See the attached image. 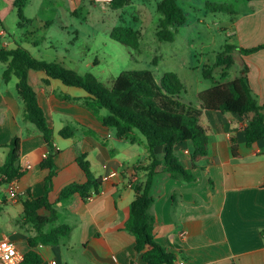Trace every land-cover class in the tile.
I'll list each match as a JSON object with an SVG mask.
<instances>
[{"label":"crops","instance_id":"0c3cea01","mask_svg":"<svg viewBox=\"0 0 264 264\" xmlns=\"http://www.w3.org/2000/svg\"><path fill=\"white\" fill-rule=\"evenodd\" d=\"M245 1L249 7L258 8L246 18L257 14L264 24V0ZM160 2L132 0L121 10L138 8L139 14L146 16L149 8ZM5 5L0 0V13ZM90 6L111 9L94 0H25L24 13L39 23L51 14L61 30L70 32L69 18L82 17L83 10ZM50 23L53 27L54 23ZM5 34L4 28L0 29L3 39ZM228 35L237 38L238 45H233L239 48L264 44L263 28L244 37L239 22L233 23ZM3 43L8 49L19 46L15 42V47H10L7 39ZM24 48L33 55L32 49ZM235 55L248 66L253 94L264 105V49L250 55L237 51L234 58ZM0 64V167L7 156L6 145L18 136L19 166L24 171L19 180L0 187V241L14 242L25 255L31 249L29 239L38 234L25 220L23 204L29 197L45 194L50 171L41 164L49 147L39 129L23 117L18 79L12 77L5 83L2 74L6 65ZM38 76L49 80L39 88L38 101L54 131V162L58 168L48 197L57 209V224L70 225L71 232L58 245L38 244L35 251L43 264H146L135 250L134 235L126 230L130 205L137 195L134 188L145 186L148 172L143 167L152 162L145 140L133 144L118 138L115 130L104 126L93 112L94 97L83 89L48 78L43 72ZM202 91L196 93L195 102L186 101L200 107L198 95ZM96 113L105 115L102 109H96ZM200 120L208 136V155L193 166L190 142L174 148L177 158L196 179L186 183L169 177L163 164L155 170L151 193L156 201L150 210L155 218V240L175 255V264H264V140L248 146L244 128L249 116L203 110ZM66 126L73 129L72 138L60 135ZM79 153L87 155L93 175L103 179L101 193L88 201L77 194L59 201L67 185L86 182L76 162ZM154 153L162 161L166 147L157 146ZM12 188L16 199L11 197Z\"/></svg>","mask_w":264,"mask_h":264},{"label":"trees","instance_id":"16d2710c","mask_svg":"<svg viewBox=\"0 0 264 264\" xmlns=\"http://www.w3.org/2000/svg\"><path fill=\"white\" fill-rule=\"evenodd\" d=\"M131 2L132 0H113L110 8L114 11L121 10ZM14 5L19 19L18 28L29 27L25 39L32 45L39 46L44 36L37 39L35 35L39 33L38 30H31L38 20L26 17L25 0H16ZM206 7L213 11H229L226 4H207ZM157 10L162 16L156 32L158 40L174 42L179 28L188 22V13L179 5L178 0H161ZM45 26L49 29L51 23L45 22ZM141 37L140 30L123 24L115 27L111 33L112 40L136 51L140 50ZM262 49L264 44L244 49L226 43L217 54L215 63L206 66L203 71V77L210 80L212 86L199 93L201 106L198 107L183 97L186 88L177 73L168 72L157 79L154 72L149 69L128 70L120 73L112 87L108 88L93 74L81 76L59 62L40 60L22 46L8 49L0 35V63L6 65L2 78L5 83L12 77L18 79L17 91L24 103L23 117L25 121L31 122L39 129L50 151L49 156L41 164L43 169L50 171L46 178L45 194L39 198L29 197L23 204L25 220L34 226L38 234L29 239L31 249L24 255L23 264H43L35 247L38 244L58 245L71 232L70 225L57 224L58 212L48 197L58 168L54 162V131L49 126L38 101L39 88L47 85L49 80L39 78L38 73L43 72L48 78L58 79L67 86L83 89L94 97L93 112L104 126L115 130L118 138L133 144L140 143L142 138L145 140L152 162L143 167L148 172L145 186L134 188L137 195L130 205L126 230L134 235L135 250L146 264H175V255L155 240L153 232L155 218L150 210L156 201L151 193L153 180L157 175L155 170L163 164L164 173L169 177L179 178L186 183L196 179L192 170L186 169L177 158L174 148L180 143L190 142L193 146L191 155L193 166L208 155V136L200 120L203 110L249 116V122L244 128L248 146L264 140L262 113L264 105H260L253 94L248 79V66L243 65L239 76L232 81L216 80L213 74L215 68H222L220 78L224 80L235 64V52L250 55ZM96 109H106L107 114L100 116ZM60 135L72 138L74 131L66 126L60 131ZM157 146L166 147L162 161L157 159L154 153ZM6 147L7 156L0 167V187L19 180L24 174L19 166L21 138L14 137ZM233 153L237 155L235 144ZM76 162L84 172L86 182L67 185L60 192L59 201L68 200L76 194L88 201L101 193L104 181L93 175L87 155L79 153Z\"/></svg>","mask_w":264,"mask_h":264},{"label":"rangeland","instance_id":"374dc122","mask_svg":"<svg viewBox=\"0 0 264 264\" xmlns=\"http://www.w3.org/2000/svg\"><path fill=\"white\" fill-rule=\"evenodd\" d=\"M2 1L6 5L1 9L0 29L4 28L6 34L3 41L7 39L11 42L10 47H15V42L19 46H27L33 50L36 58L46 62H62L65 68L81 76L93 74L108 88L112 87L120 73L128 70L149 69L157 79L165 73L174 72L185 85L183 97L193 102L199 90L204 91L212 86V82L203 77L205 67L215 63L217 54L226 43L238 45L237 38L228 35L233 23L239 22L244 37L252 35L259 28L264 29L257 14L246 18L258 8L249 7L245 0H178L188 13V22L179 28L174 42L158 40L156 32L161 14L154 3L146 16L140 15L141 9L138 8L114 11L90 6L83 10L82 17L69 18L72 21L69 23L70 32L61 30L51 14L46 16L44 23L37 22L31 30H38L35 38L44 36V40L34 47L25 39L30 28L19 29L17 26L16 0ZM207 4H226L229 11H213L206 7ZM45 22H53L54 25L46 29ZM121 24L141 30L140 50L130 49L111 39L112 30ZM235 59L236 63L229 70L227 79L220 78L222 68L214 69L216 80L225 82L239 76L243 65L238 55H235ZM102 113L107 114V110L102 109Z\"/></svg>","mask_w":264,"mask_h":264},{"label":"built area","instance_id":"2783aa9c","mask_svg":"<svg viewBox=\"0 0 264 264\" xmlns=\"http://www.w3.org/2000/svg\"><path fill=\"white\" fill-rule=\"evenodd\" d=\"M95 3L99 5H110L113 0H94ZM7 46L5 43H3ZM50 154V151L43 155V158L46 159ZM28 168H31L30 166ZM12 199H16L17 195L15 189L12 188L11 192ZM0 263L1 264H23L24 255L18 250L14 242L11 241H0ZM44 264H56L55 262H49ZM184 264V262H181Z\"/></svg>","mask_w":264,"mask_h":264},{"label":"water","instance_id":"95a60500","mask_svg":"<svg viewBox=\"0 0 264 264\" xmlns=\"http://www.w3.org/2000/svg\"><path fill=\"white\" fill-rule=\"evenodd\" d=\"M262 113H264V110L262 111Z\"/></svg>","mask_w":264,"mask_h":264}]
</instances>
